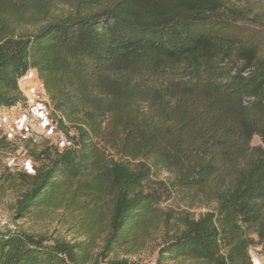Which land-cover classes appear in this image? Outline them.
<instances>
[{
    "label": "trees",
    "instance_id": "1",
    "mask_svg": "<svg viewBox=\"0 0 264 264\" xmlns=\"http://www.w3.org/2000/svg\"><path fill=\"white\" fill-rule=\"evenodd\" d=\"M243 16L226 0H0V109L26 105L18 82L34 71L65 141L30 152L37 164L17 175L13 220L62 210L86 237L0 231V264H101L138 250L174 195L206 211L167 231L158 264H254L250 249L264 245V26ZM152 170L167 179L152 181Z\"/></svg>",
    "mask_w": 264,
    "mask_h": 264
},
{
    "label": "rangeland",
    "instance_id": "2",
    "mask_svg": "<svg viewBox=\"0 0 264 264\" xmlns=\"http://www.w3.org/2000/svg\"><path fill=\"white\" fill-rule=\"evenodd\" d=\"M226 4L243 14L246 22L264 26V0H226ZM33 29L30 26H16L15 32L22 34ZM261 30L264 32V27ZM262 53L264 54V49ZM38 82L40 81L36 73L28 72L18 82L19 89L27 100L26 105L0 109V138H5V145L0 148V231L19 229L48 240L86 242L79 217L70 216L62 210L41 211L26 220H13L15 201L22 191V184L18 181L17 175L32 174L37 164L34 163L30 152H39L46 146L60 151L65 145L63 137L49 120L51 105L46 95L37 92ZM252 145H259V140L253 138ZM150 179L161 181L167 179V175L152 170ZM158 208L159 215L162 216L160 227L148 235L138 250L116 251L101 264L111 260H126L133 264H158L159 248L167 231L177 230L182 217L197 218L206 211V208H200L198 205H186L175 195L161 202ZM102 237L100 228L95 232L93 255L99 252ZM250 256L252 261L258 258L259 264H264V245L252 247Z\"/></svg>",
    "mask_w": 264,
    "mask_h": 264
},
{
    "label": "built area",
    "instance_id": "3",
    "mask_svg": "<svg viewBox=\"0 0 264 264\" xmlns=\"http://www.w3.org/2000/svg\"><path fill=\"white\" fill-rule=\"evenodd\" d=\"M37 92L41 95H46L45 94V90H44V86L41 82H38V85H37Z\"/></svg>",
    "mask_w": 264,
    "mask_h": 264
},
{
    "label": "crops",
    "instance_id": "4",
    "mask_svg": "<svg viewBox=\"0 0 264 264\" xmlns=\"http://www.w3.org/2000/svg\"><path fill=\"white\" fill-rule=\"evenodd\" d=\"M259 261H260V259L257 258V259H255V260H253V263H254V264H259Z\"/></svg>",
    "mask_w": 264,
    "mask_h": 264
}]
</instances>
